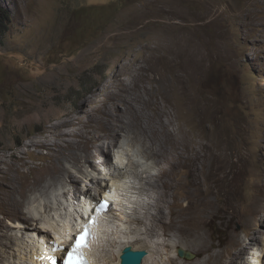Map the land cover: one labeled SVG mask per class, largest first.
<instances>
[{"label": "rangeland", "instance_id": "obj_1", "mask_svg": "<svg viewBox=\"0 0 264 264\" xmlns=\"http://www.w3.org/2000/svg\"><path fill=\"white\" fill-rule=\"evenodd\" d=\"M254 1L0 0V6L10 15L7 28L0 32V181L9 164L15 163L32 178L33 171L55 159L57 149L47 143L63 144L65 132L89 131L90 138L97 136L111 144L112 138L106 139L105 131L85 125L104 116L103 108L126 120L140 115L145 121L156 120L158 114L169 121L166 112L176 109L178 115L172 126L182 125L190 134L197 130L211 148L218 137L228 140L221 151L213 148L216 156L213 155L206 188L211 191L215 208L205 215L202 235L199 234L202 239L195 242V238L182 232L167 237L171 243L182 241V248L194 253L195 258L187 259L177 248L167 247L156 252L154 264H167L170 257H175L178 264H205L211 254L226 250L232 237L253 243L246 262L257 260L263 264L264 28L256 25L264 0H258L261 6L252 4ZM257 29L262 34L261 41L256 36ZM157 94L165 100L169 98L176 107L169 103L156 110ZM199 118L203 120H196ZM71 140L86 148L80 137ZM120 141L124 143L126 162L130 157L136 161L139 158L146 169L156 173L155 178L166 169L146 153L139 135L127 137L122 132ZM96 142L93 140L91 147ZM119 147H112L116 149L108 156L109 162L116 159ZM104 158L107 156L97 158L101 170L92 171L99 179L92 182V191L100 198V188L114 179L110 175L114 168L123 181L126 201L132 202L126 205L127 214L136 216L133 211L138 208L146 217L149 197L140 190L143 181L132 174L135 169L102 165ZM84 164L83 161L81 165ZM145 168L139 167L144 177L148 173ZM71 169L76 172L75 167ZM15 176L20 178L16 172ZM68 181L65 177L55 183L48 179L49 191L37 202L38 191L30 192L31 204L24 202V215L28 217L30 208L40 213L43 200L57 209L56 196L63 187L68 190L62 198V210L73 204V187ZM87 182L81 177V198L76 203L84 199ZM54 185L60 190H52ZM178 201L177 208L193 205L185 194H180ZM253 206L258 214L251 213ZM70 208L66 212L72 215L73 207ZM148 210L156 212L155 208ZM59 212L54 210L51 215L58 216ZM116 213H111L104 227V242L105 237L123 239L128 235L126 231L138 228L137 224H126L124 232L115 236L116 226L122 223L118 220L121 212ZM0 219L6 225L18 221L2 210ZM45 219L53 221L52 216ZM22 230L18 227L10 231L21 237L19 245L23 237L30 240ZM250 230H256L257 242H252ZM55 232L53 229V238L57 237ZM143 237L151 242L148 235ZM158 239L154 237V241ZM17 242L10 249L14 253L16 246L20 248ZM130 245L145 249L141 242ZM2 247L0 263L8 264L10 254ZM241 249V243L234 246L235 251ZM199 250L205 251L201 254ZM96 251L97 259L102 258L98 263L106 264L103 254L109 250L103 249V242Z\"/></svg>", "mask_w": 264, "mask_h": 264}, {"label": "bare ground", "instance_id": "obj_2", "mask_svg": "<svg viewBox=\"0 0 264 264\" xmlns=\"http://www.w3.org/2000/svg\"><path fill=\"white\" fill-rule=\"evenodd\" d=\"M252 4L261 6V3L258 0H255ZM257 19L258 23L256 26L264 28V9L261 10ZM257 19L255 17V21ZM259 32L260 30L257 29L256 36L259 37L258 39L261 41L260 38L262 37L260 36L262 34H259ZM169 51L171 52V50ZM170 59L172 60V56H170ZM156 96L157 100L154 106L156 110H160L169 103L173 107H176L174 102L169 101V98L168 100H165L163 99L164 97H160L158 94ZM160 98L165 101V104L162 103ZM176 98L179 99L180 96L179 98L176 96ZM176 98L175 100H177ZM83 108L84 106L81 107L82 110ZM139 110L142 112L141 109ZM101 111L104 116L93 120L95 122L90 120L94 124L87 122L85 125L92 127V129L105 131L107 134L106 139L110 137L112 138L111 141L113 142L111 144H109L108 141L100 140L97 136L90 138L89 134L91 133L89 131L84 132L81 130L76 133L68 131L62 134L64 141L63 144L60 145L56 141H49L47 143L49 146L57 149L55 159H53L50 164L42 167V169L33 171L31 173L32 178L28 174H25V171H23L18 164H9L10 168L6 171L4 180L0 181V211L2 210L9 216L15 217L18 221H14V224L11 223L10 225H6L5 222L0 219V245L5 249V253L8 255L10 254V260H6L9 262L8 264H33L35 262V254L44 249L46 240L50 241L53 238V229L56 231L55 233L59 240L66 241L69 238L68 233L70 231H77V229L81 227V219H85L86 205H89L90 200H96L94 202L99 200L98 194L92 191V182L99 181V179L92 171L101 170L98 169L99 163L97 161V158L101 156H107V158L101 160L102 165L111 163V167H115L116 169L120 167L129 169V166L134 168L135 171H132V174H137L138 179L143 181L140 190L145 191V194L149 197V201L146 202V210L148 213L146 217H143L136 207L135 211H133L136 213V216L127 214L128 210L126 205L132 202L130 201L128 203V201H126V194L123 192V181L120 177V173L116 174L114 168V171L110 172V175H113L114 179L111 178L107 185L103 184L100 188V197H103L101 193H105L108 189H111V192H108L105 198L115 199L117 197V200L121 202V205L105 213V217H107L106 222L111 213L117 212L116 214L118 215V212H121L118 220L122 223H119L116 226L117 232L115 236H117L119 231L124 232L123 227L126 224L134 223L138 225V228L132 229L134 231L131 232L126 231L125 234L128 235L122 236L124 238L118 240L115 239V237L112 239H107L105 237L106 241L104 242L102 239L103 233L99 235L100 240H98V244L101 245L103 242V249L109 250L107 253L103 254L104 259L107 261L106 264H121V254L124 247L133 242H141L143 247L148 251V256L145 258L143 264H154L156 260L154 255L157 251L162 252V248H177L179 251V249L183 247L179 243L182 241L171 243L167 239V237L172 236L173 233H185L187 236L195 238V242H197L198 239H202L199 234L202 235L201 230L204 224L205 215L208 211L215 208V204L210 197L211 191L206 188L211 172L210 166L214 161L213 155L216 156V151L213 148H220L221 151L223 147H227L226 141L228 138L218 137L211 144L213 147H209L208 143L204 142L203 138L198 136L199 132L197 130H194L193 134H190L182 125L177 127L172 126L175 121V116L178 115L176 109L166 112L169 121H165L158 112V118L156 120L149 119L145 121L140 115L139 118L134 116V118L126 120L118 113L113 114L109 108H103ZM103 118H106V120L103 121ZM196 120H203V118ZM122 132H125L127 137L132 133L139 135L145 145L146 153L155 157L156 163L162 168H166L164 169V172L155 178L156 173H152L150 170L146 169L145 166L141 164L139 158L136 161L135 158L130 157L129 161L126 162V153L122 149L124 143L120 141ZM72 137H80L82 142L85 143L86 148H84L80 142L72 141ZM93 140L97 142L94 147H91ZM118 145L120 146V150L117 152L119 153L117 154L118 156L114 155L116 159L109 162L108 156L112 154V149L113 153L116 149L112 147H118ZM83 161L86 164L81 165ZM69 163L74 164L69 165ZM71 167H75L76 172H74V169H71ZM139 167L145 168V172H148L147 176H143ZM15 172L20 178L15 176ZM108 174L109 173L107 172L106 175ZM168 174L169 178L166 179ZM62 177L69 178L70 182H68L73 187L71 192L74 194V203H71V205L65 208V210H62V206L64 205L62 198L66 197L65 194L68 190L66 187H63L62 193L56 196L55 203L58 205L57 209H55V207L48 201L43 200V202L41 201L42 210L40 213H35L37 210L36 208V210L30 208L28 217L24 215V202L28 201L27 203L31 204L30 192L38 191L37 202L49 191L47 180L50 179L52 183H55L58 178ZM81 177L88 179L89 182H87L85 186L84 199L76 203L75 201H78V199L80 200L81 198L78 193ZM50 188L55 191L60 190L57 185ZM180 194L187 195L191 202L193 201V205L188 208H177V205L179 204L178 197ZM117 200L115 204L117 203ZM70 207H73L72 209L76 212L75 215L74 213L72 214L74 215V218L72 219V215L69 214V212H66ZM151 208H155L156 212L151 213L148 210ZM166 208L169 209V212L165 211ZM54 210H60L61 212H59L58 216L51 215V212ZM250 211L251 213L258 214V210L255 209L254 206ZM47 215L53 217L52 222H46L45 218L48 217ZM128 217H130V219H128ZM100 221L104 223V217H100ZM43 223L44 225L42 226L41 224ZM261 224L264 225V216L261 218ZM140 226H143L144 228L141 229ZM11 227L23 228L21 233H23L24 236L28 235L30 240L27 238L28 241H26L22 236L24 240L22 238L23 242L19 245L21 240L20 242L18 240L21 237L18 238L15 234V236L10 234V231L13 229ZM104 227L105 226L102 225L101 229H104ZM143 234L148 235L151 242L143 237ZM38 235L39 238L37 237ZM249 235L252 242L258 241L256 230H250ZM105 236H107V231L105 232ZM154 237L159 239L154 241ZM161 238L164 239L161 240ZM153 241L154 243H152ZM16 242L20 248L18 249L16 246L17 252L14 253V251L12 252L10 249L13 248V244ZM192 243L194 246L200 248V244L194 243L193 240ZM237 243H241L242 245V249L239 251L234 250V246ZM251 244L253 243L246 242L244 239L241 240L240 238L232 237L229 247L217 254H211L207 258L205 264H259L257 260L253 261L247 259V262L245 261L247 258L246 256L251 254ZM154 246L157 250H154ZM96 250L97 246L92 254V257L95 259L98 258V256H96ZM204 251L205 250H199V253L202 254ZM260 255L259 258L261 257ZM12 258H15L14 262ZM101 259L102 258L100 257L96 262L98 261L100 263ZM98 262L97 264H99ZM0 264L6 263L4 262ZM167 264H178V262L175 257H170Z\"/></svg>", "mask_w": 264, "mask_h": 264}, {"label": "snow or ice", "instance_id": "obj_3", "mask_svg": "<svg viewBox=\"0 0 264 264\" xmlns=\"http://www.w3.org/2000/svg\"><path fill=\"white\" fill-rule=\"evenodd\" d=\"M106 206V201L99 205L101 209L106 208ZM89 223H96L95 218L93 217ZM91 236V229L88 227V224H85L82 233L74 238L71 248L65 250L67 254L63 258V264H90V261L84 256L81 249L89 246ZM52 264H57V262L53 259Z\"/></svg>", "mask_w": 264, "mask_h": 264}, {"label": "water", "instance_id": "obj_4", "mask_svg": "<svg viewBox=\"0 0 264 264\" xmlns=\"http://www.w3.org/2000/svg\"><path fill=\"white\" fill-rule=\"evenodd\" d=\"M179 254L187 259H193L196 256L184 248L179 249ZM147 256L148 251L146 249H134L132 245H127L121 254V264H143Z\"/></svg>", "mask_w": 264, "mask_h": 264}, {"label": "trees", "instance_id": "obj_5", "mask_svg": "<svg viewBox=\"0 0 264 264\" xmlns=\"http://www.w3.org/2000/svg\"><path fill=\"white\" fill-rule=\"evenodd\" d=\"M9 18L10 15L8 10L0 6V32H3V28H7V22L9 21Z\"/></svg>", "mask_w": 264, "mask_h": 264}, {"label": "clouds", "instance_id": "obj_6", "mask_svg": "<svg viewBox=\"0 0 264 264\" xmlns=\"http://www.w3.org/2000/svg\"><path fill=\"white\" fill-rule=\"evenodd\" d=\"M101 195L103 196V193H101ZM83 197H84V196H83ZM98 199L100 200V199H101V197H100V198H98ZM98 199H97V200H98ZM94 201H96V200H94ZM73 212H74V214L76 213L74 210H73ZM72 218H74V215L71 217V219H72ZM52 239H54V238H52Z\"/></svg>", "mask_w": 264, "mask_h": 264}]
</instances>
